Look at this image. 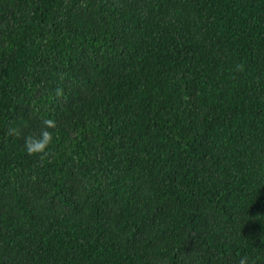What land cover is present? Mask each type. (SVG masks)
Here are the masks:
<instances>
[{
    "label": "trees",
    "instance_id": "16d2710c",
    "mask_svg": "<svg viewBox=\"0 0 264 264\" xmlns=\"http://www.w3.org/2000/svg\"><path fill=\"white\" fill-rule=\"evenodd\" d=\"M0 264H264V0H0Z\"/></svg>",
    "mask_w": 264,
    "mask_h": 264
},
{
    "label": "clouds",
    "instance_id": "9594fccd",
    "mask_svg": "<svg viewBox=\"0 0 264 264\" xmlns=\"http://www.w3.org/2000/svg\"><path fill=\"white\" fill-rule=\"evenodd\" d=\"M45 123H47L48 125H52L53 121L51 119H48L45 121ZM50 140H51V133L45 131L43 134V139L41 140H34L33 138L29 137L25 141L26 149L30 153L43 151L45 146L50 142Z\"/></svg>",
    "mask_w": 264,
    "mask_h": 264
}]
</instances>
